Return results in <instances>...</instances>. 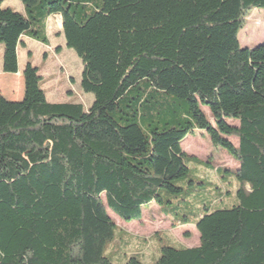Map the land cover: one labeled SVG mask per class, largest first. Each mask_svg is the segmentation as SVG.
<instances>
[{
    "label": "trees",
    "instance_id": "obj_1",
    "mask_svg": "<svg viewBox=\"0 0 264 264\" xmlns=\"http://www.w3.org/2000/svg\"><path fill=\"white\" fill-rule=\"evenodd\" d=\"M5 1L2 73H18L22 37L48 45L60 16L94 101L48 103L29 62L22 99L0 96V264H264V44L237 39L264 0H17L24 13ZM197 132L238 163L225 171L237 204L190 217L176 211L194 187L181 142ZM151 203L199 245L112 263L108 211L131 222Z\"/></svg>",
    "mask_w": 264,
    "mask_h": 264
},
{
    "label": "rangeland",
    "instance_id": "obj_2",
    "mask_svg": "<svg viewBox=\"0 0 264 264\" xmlns=\"http://www.w3.org/2000/svg\"><path fill=\"white\" fill-rule=\"evenodd\" d=\"M14 1L20 3L17 0ZM54 31H49L48 43L54 48L61 47L62 50L55 55L47 53V56L44 57V50L40 52L37 48L42 47L43 49V45L37 44L38 42H32L33 44L28 45L27 49L20 47L18 70L22 72L27 62L38 69L41 77L40 88L44 91L48 103H80L87 109L93 103L94 97L91 94L83 93L80 89L81 60L73 50L57 41L60 33ZM237 39L240 49H251L264 44V10H253L249 14ZM28 52H32L33 55L29 56ZM2 54L3 46L0 45V68ZM2 74L0 81H3L6 86L3 89L6 95L2 96L11 99L13 98L11 92L15 93L16 89H21L18 76ZM201 109L214 126L209 109L207 107ZM236 141L235 138L230 139L231 143ZM181 148L188 158L194 159L186 161L190 169L189 179L194 183V187H190V196L186 198V204L176 210L177 213L195 217L204 208L211 213L229 210L235 206L237 204L235 191L238 184L229 173L218 167L220 164H224L227 159L234 161L228 153L219 147L212 146L204 132L186 136L181 142ZM198 184L203 185L198 186ZM181 185L185 188L189 187L186 183ZM108 215L120 231L105 252L106 257L112 263L123 262L125 255L134 256L144 263H153L158 259L162 247H196L199 245V234L193 224L173 227L161 213V208L154 203L143 208L140 220L125 222L111 211H108Z\"/></svg>",
    "mask_w": 264,
    "mask_h": 264
},
{
    "label": "crops",
    "instance_id": "obj_3",
    "mask_svg": "<svg viewBox=\"0 0 264 264\" xmlns=\"http://www.w3.org/2000/svg\"><path fill=\"white\" fill-rule=\"evenodd\" d=\"M3 7L4 8L15 9L14 11H16V12L24 13V8H23L22 4L21 3H16V1H14V0H6L3 3ZM61 26L62 25H61V17L60 16H52V17H50L47 20V38H48V41H49V31H54L55 30L54 32L60 33L59 36H58L57 41L61 45H65V41H63L64 37H63V34H62ZM21 41H22V45L18 46L17 56H18L20 47L22 49H27L28 45H31V44H33L32 42H35V41H33V40H31V39H29L27 37H22ZM37 44H40V43H37ZM34 46H36V45H34ZM37 48H38V50H40V52H41V50H44V57L47 56V53H52L53 55H55L56 53H58V51L62 50L61 47L60 48H58V47L54 48L49 43H48V45H43V49H42V47H37ZM28 55L32 56L33 53L32 52H28ZM16 75L18 76V81H19V85H20L21 89H16L17 93L16 92L14 93L12 91L11 94H12L13 98H11V99L10 98L7 99V98L4 97L6 94H4L3 89L6 86H4V82L3 81H0V96L4 95L2 97L7 99V100H9V101H19L23 97V92H22V90H23L22 89L23 80L21 79V72L18 70V73ZM1 76H3V74H2V65H1V68H0V77ZM13 88L15 89V87H13ZM235 140H237V139H235ZM236 142H234L233 144L234 145H238V140ZM212 164H214V163H212ZM218 167L224 169L225 171H227L229 173H235L238 170L239 165H238L237 162L231 161L230 159H227L224 164H220ZM189 248H191V247H189Z\"/></svg>",
    "mask_w": 264,
    "mask_h": 264
}]
</instances>
